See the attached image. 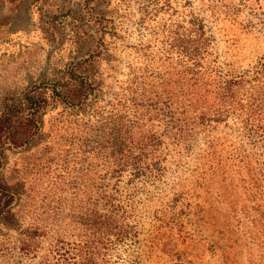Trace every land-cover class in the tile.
<instances>
[{"label": "rangeland", "instance_id": "rangeland-1", "mask_svg": "<svg viewBox=\"0 0 264 264\" xmlns=\"http://www.w3.org/2000/svg\"><path fill=\"white\" fill-rule=\"evenodd\" d=\"M71 67L94 80L84 107L58 105L32 147L4 154L15 198L0 264H264V0H0V116L6 97ZM228 77L257 98L253 126L217 106ZM105 120L163 140L158 177L110 179L83 144ZM101 188L127 198L123 239L94 226Z\"/></svg>", "mask_w": 264, "mask_h": 264}, {"label": "trees", "instance_id": "trees-1", "mask_svg": "<svg viewBox=\"0 0 264 264\" xmlns=\"http://www.w3.org/2000/svg\"><path fill=\"white\" fill-rule=\"evenodd\" d=\"M189 50L192 51L194 49ZM135 81L129 88L133 94L137 92L138 88L147 91L145 85L140 86V82ZM241 85V79L234 80V78L228 77L224 83V92L219 93L217 97V100H219L217 106L224 107L228 112L233 111L240 115L246 112L244 122L253 126L256 122L262 120L259 117L262 113L256 108L259 102L255 95L254 97H246L247 95L243 92ZM94 88V80L90 73L71 67L64 79L48 84H36L20 97H6L0 116V169L7 149H26L34 145L32 143L42 134L43 116L47 112L55 109L58 105H63L71 110L72 113L79 111L91 97ZM164 90L166 95L157 93L158 91H155L153 87L149 89V92L156 93L157 98L160 100L163 95L173 100L171 90L166 88ZM143 91L142 96L145 97ZM175 98L177 101L178 95ZM173 103L172 101L171 104ZM166 106L169 107L162 110L169 113L170 104L167 103ZM182 106L183 100L180 103V107ZM194 110L191 108L187 110V107L184 106L182 113L191 115L196 113ZM206 116H208L206 113H201L202 119L205 120ZM176 120H179V118ZM250 126L249 130L253 132L261 130L260 126H254L255 129H253L254 127L250 129ZM135 133L133 125H124L117 120L109 123L105 120L98 124L89 135H85L83 144L85 148L90 146L93 151L101 155L102 160L105 162L104 165L111 169L110 179L113 176L122 177L128 171V173H135L137 177H144V179H149L152 176L156 178L164 169L162 165L164 158L161 159V155H164L165 152L163 140L160 137L156 138L155 135L138 137ZM106 189L101 188L97 193L101 207L98 210L100 213L97 217L98 222L95 220L94 226H99L105 231L111 228L110 234L116 236L117 239H123L125 236L124 231L119 229V224L126 222L124 220L127 219L124 211L127 198L124 201L120 199L118 189L114 192ZM129 194L136 196V193L128 192L127 195L130 199L134 197H130ZM115 195L119 198L117 199ZM3 198L5 200L0 207L1 212L12 204L15 195L1 182L0 178V202ZM125 234L126 239L128 235L126 232ZM23 246L24 250H31L29 242L25 241Z\"/></svg>", "mask_w": 264, "mask_h": 264}]
</instances>
